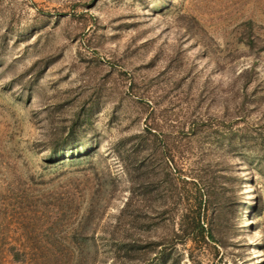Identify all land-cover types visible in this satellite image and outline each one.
<instances>
[{"label":"rangeland","instance_id":"1","mask_svg":"<svg viewBox=\"0 0 264 264\" xmlns=\"http://www.w3.org/2000/svg\"><path fill=\"white\" fill-rule=\"evenodd\" d=\"M146 126L230 162L219 264H264V0H0V264H158Z\"/></svg>","mask_w":264,"mask_h":264},{"label":"trees","instance_id":"2","mask_svg":"<svg viewBox=\"0 0 264 264\" xmlns=\"http://www.w3.org/2000/svg\"><path fill=\"white\" fill-rule=\"evenodd\" d=\"M140 138L139 153L146 152L148 161L142 163L146 164V168L135 178H132L130 170L126 168L132 178L134 190L124 203L121 214L131 215L135 210H142L144 220L150 228L160 224L159 222L163 224L164 235L149 236L146 244L151 252H155L158 264H177L178 259L171 257L170 251L178 244V240L184 245L187 242L191 244L188 249L190 254L195 250L215 251L211 262L219 264L222 257H217L218 246L222 244L218 237V221L225 200L229 198L224 180L229 183L232 181V176L229 175L230 162L226 163L223 171L218 168L226 162L221 155H213L214 164L209 160L205 162L206 150L200 146L193 155L198 165L195 162L194 166L185 169V156L175 153L174 145L158 131L146 126ZM63 144L72 145L70 140ZM55 150L52 148L49 152ZM115 152L118 157L123 158L121 149L117 148ZM123 162L126 163L125 160ZM137 193L142 198H137L134 202L133 196L137 197ZM12 250L17 255L15 249ZM190 258L193 264H202L201 260Z\"/></svg>","mask_w":264,"mask_h":264}]
</instances>
